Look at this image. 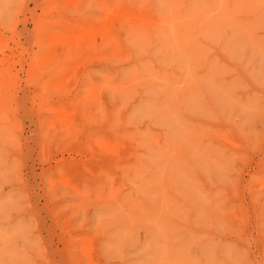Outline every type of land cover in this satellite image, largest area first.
I'll return each instance as SVG.
<instances>
[{"label":"rangeland","instance_id":"374dc122","mask_svg":"<svg viewBox=\"0 0 264 264\" xmlns=\"http://www.w3.org/2000/svg\"><path fill=\"white\" fill-rule=\"evenodd\" d=\"M0 264H264V0H0Z\"/></svg>","mask_w":264,"mask_h":264}]
</instances>
